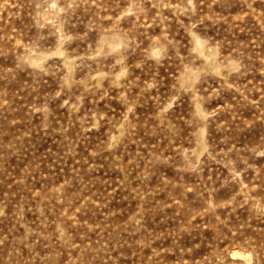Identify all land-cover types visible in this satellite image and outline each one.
<instances>
[{
  "label": "rangeland",
  "instance_id": "374dc122",
  "mask_svg": "<svg viewBox=\"0 0 264 264\" xmlns=\"http://www.w3.org/2000/svg\"><path fill=\"white\" fill-rule=\"evenodd\" d=\"M0 264H264V0H0Z\"/></svg>",
  "mask_w": 264,
  "mask_h": 264
},
{
  "label": "bare ground",
  "instance_id": "6f19581e",
  "mask_svg": "<svg viewBox=\"0 0 264 264\" xmlns=\"http://www.w3.org/2000/svg\"><path fill=\"white\" fill-rule=\"evenodd\" d=\"M233 250H234V249H233ZM250 253H251V252H250ZM250 253H246V252H244V251H242V250L237 249V250H234V251H233V256L244 258V259H246V260L248 261V263H249V261H251V254H250Z\"/></svg>",
  "mask_w": 264,
  "mask_h": 264
}]
</instances>
